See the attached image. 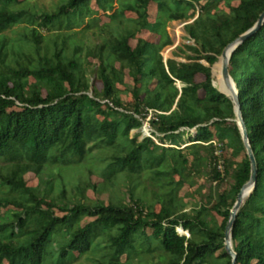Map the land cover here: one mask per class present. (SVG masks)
<instances>
[{
	"label": "trees",
	"instance_id": "1",
	"mask_svg": "<svg viewBox=\"0 0 264 264\" xmlns=\"http://www.w3.org/2000/svg\"><path fill=\"white\" fill-rule=\"evenodd\" d=\"M18 2L0 0L1 5H6L0 11V159L9 164L6 175L0 173V184L18 194L11 200L0 199V213L10 206L17 209L12 212L14 221L10 222L11 212L0 215V264H42L52 234L70 218L78 223L83 216L97 220L70 234L63 257L68 251L80 256L90 251L96 226L103 225L119 230L118 237L111 240L117 258L132 249V237L139 230L152 229L153 237L162 242L171 256L169 264H232L225 248L226 231L237 198L251 179L252 168L248 155L241 162L236 161L246 148L235 122L234 104L217 88L215 70L225 49L256 27L264 14V0H224L229 12L220 9L221 0H136L129 11L138 15L137 27H148L158 41L140 38L133 47L135 31L128 37L112 35L97 49L90 50L87 62L89 58L99 61L94 73L103 85L102 91L92 86L87 68L77 60L79 48L69 59L66 45L59 48L55 44L52 56L41 57L43 38L39 30L50 32V27L63 17L89 8L92 2H96L99 11L113 13L114 18L115 1L109 10L107 0H69L58 11L36 17L33 23L38 26L31 29L30 36H24L23 46L25 49L34 44L39 58L24 54L22 49L14 68L7 62L10 43L2 34L19 25L26 15L9 10V4ZM152 3L160 13L155 23L148 22ZM188 9L193 10L191 16L187 15ZM190 18L193 22L185 27V32L194 45H180L172 58L165 59L163 51L174 44L166 30L167 23ZM178 57H184L185 62H178ZM124 70L133 80L132 86H126L133 99L127 104L118 88L125 86ZM230 75L238 87L259 167L256 188L242 207L234 228L233 246L238 264H264V26L233 54ZM199 77L204 80L199 82ZM150 111L154 114L149 123L153 136L162 146L152 138L140 141V135L130 136L133 130L144 127ZM183 130H196L188 143L184 142ZM119 138L126 141L122 146L124 154L112 158L121 166L119 171L138 170L148 156L155 158L158 166L167 164L169 170L160 173L163 177L167 174L170 178L171 171L180 175L179 182L171 181L169 186L177 183L181 189L190 177L207 176L213 191L206 205L193 215L164 207L151 212L131 196L132 205L124 208L111 203L97 208L76 205L65 208L67 215L60 218L54 212L57 204L38 198L25 181L24 175L29 171L36 169L39 175L46 165H71L68 157L82 163L94 147H110L121 141ZM167 144L171 146L166 147ZM217 145L219 149H229L231 158L220 160L215 154ZM213 213L223 219L220 225L212 219ZM29 217H34L33 224H29ZM8 227L12 228V237L2 239ZM179 228L189 237L180 236ZM218 252L222 254L215 258Z\"/></svg>",
	"mask_w": 264,
	"mask_h": 264
},
{
	"label": "rangeland",
	"instance_id": "2",
	"mask_svg": "<svg viewBox=\"0 0 264 264\" xmlns=\"http://www.w3.org/2000/svg\"><path fill=\"white\" fill-rule=\"evenodd\" d=\"M69 0H19L18 4H9L10 11L25 12L26 15L19 25L6 31L2 34L10 43L8 63L12 67H17V60L22 49H24V36L31 35V29L35 26V18L43 16L44 14H52L59 10V8L68 3ZM107 9L111 10L115 1L116 16L111 18L113 13L106 14L99 11L96 2H92L88 7H83L80 10L70 13L63 17L50 27V32L40 29L39 33L42 35V42L40 47V56H52L55 50V44L59 48L66 45L65 55L69 59H73V53L77 48L81 50V54L77 57L84 69L87 68V76L92 82V86L96 87L98 91H102L103 85L97 81L95 71L99 66V61L94 58H89L87 62L89 51L97 49L98 46L109 40L112 35L117 37H128L136 31L135 37L131 40V45L136 46L138 39L158 41L154 33L145 26L139 25L137 27L138 15L129 11L130 5H135L136 0H107ZM203 4L205 2H202ZM238 3H234L237 6ZM6 5L0 3V11ZM220 9L229 12L224 5V0L219 4ZM185 10V7H182ZM97 15H94L96 14ZM193 10H187V15L191 16ZM199 16L196 11L195 18ZM160 17L158 6L152 3L149 8L148 22L155 23ZM193 19L168 22L166 30L169 33L173 46L166 48L163 55L166 59L172 58L173 51L180 45H194L189 41V36L182 28L186 24H191ZM180 32L182 37L179 43L176 41V34ZM26 46L24 54L38 59L36 47ZM22 54V53H21ZM20 54V55H21ZM25 60V59H24ZM178 62H185L184 57L176 58ZM21 62V61H20ZM24 62V61H22ZM21 62V63H22ZM26 62V60H25ZM204 63V62H203ZM120 68L119 64L116 65ZM122 81L125 86L119 85L120 97L124 104L132 102V95L126 86H132L133 80L129 77L127 70L122 72ZM217 78V76H216ZM203 77H199L198 81L202 82ZM31 82L33 80L31 79ZM218 88V87H217ZM92 95V94H91ZM93 96V95H92ZM98 120L100 117L97 118ZM237 121V119H236ZM235 121V122H236ZM147 120L144 127L140 130H133L131 138L140 135V141L148 138V133L153 129L149 126ZM215 133V129H212ZM185 132L184 142L188 143L191 137L195 136V130H183ZM164 138V136H161ZM115 145H99L94 147L91 154L86 159L79 163L77 158L68 157L71 165L65 166L61 163L56 166L46 165L42 174L39 175L34 171L27 172L24 177L27 185L34 190V193L41 200L46 202L54 201L57 207L54 209L57 217L63 218L67 215L65 208H73L76 205H85L89 208H97L101 205H109L110 203L118 207H126L132 205L130 203L131 196L139 200L141 204L151 212H159L162 207L170 208L172 210L184 211V213L194 214L195 210L201 206L206 205L208 197L212 189L211 179L207 176L190 177L188 181L178 189V184L168 185L169 182H179L180 175L178 173L170 172V178L163 177L160 173L167 172L169 167L167 164L158 166L157 161L153 157H148L142 161V167L138 170H131V168L119 171L121 166L114 163L112 158L124 154L123 144L126 143L123 138H119ZM157 145L162 146L161 141H154ZM219 143V142H218ZM120 144V145H119ZM92 146V145H89ZM171 145H166L170 147ZM215 152L220 160L222 158H231V151L223 148L219 149L217 145ZM186 145L183 147L185 148ZM247 151L242 153L237 162H241ZM55 156L53 155V158ZM113 162V163H112ZM222 163V161H221ZM8 163L0 159V173L6 175ZM230 184V183H229ZM228 184H226V187ZM11 189L3 187L0 184V199L3 198H17V193H11ZM11 200V199H10ZM17 209L13 206L3 208L0 215L10 213V222L14 221V213ZM212 219L217 225H220L222 218L215 213L212 214ZM29 224H33L34 217H29ZM96 217L83 216L80 221L76 223L74 219H69L64 227L54 232L51 236L50 244L48 246L47 255L42 264H108L112 261H118L120 264H169L171 256L168 254L162 242L153 237L152 229L139 230L132 237L133 247L127 250L122 257L115 256V250L111 246L112 238L119 235L118 228H106L103 225L96 226L97 229L93 238L91 239L92 247L90 251L83 255L76 252L68 251L63 257V251L70 240L71 233L76 228H84L89 224L95 223ZM17 228V232H18ZM184 236L189 237L188 232L182 228L177 230ZM12 228L8 227L1 235L2 239H9L12 236ZM180 235V234H179ZM182 236V235H180ZM17 241V240H16ZM222 252H218L215 258L219 257ZM8 264V262H4ZM216 264H223L217 262Z\"/></svg>",
	"mask_w": 264,
	"mask_h": 264
},
{
	"label": "water",
	"instance_id": "3",
	"mask_svg": "<svg viewBox=\"0 0 264 264\" xmlns=\"http://www.w3.org/2000/svg\"><path fill=\"white\" fill-rule=\"evenodd\" d=\"M264 26V14L260 18L258 24L254 29L249 31L247 34L244 36L240 37L238 40L230 44L224 51L222 57L220 59H223V66H222V77L228 87V90L231 92V95H226L224 93H221L226 95L234 104L235 107V114L237 118V124L238 127L241 130V134L243 137V142L247 151V155L250 159L251 162V168H252V176L250 181L243 187L241 190L238 198H237V203L232 211L231 219L229 221L227 231H226V237H225V248L227 253L230 255L232 258V264H238V255L234 250L233 246V232L234 228L236 225V222L238 220L239 213L244 206L246 200L252 195L256 188L257 184V176H258V163L256 160V156L254 154V150L252 149V146L250 144V136H249V131L246 126L243 113H242V108H241V103H240V98H239V91L237 84L233 80V78L230 75V62L232 59L233 54L236 52V50L243 44L245 43L248 39H250L252 36H254L256 33H258L261 28ZM166 59V58H165ZM216 66V65H215ZM214 66V67H215ZM214 70V68H213ZM216 86V85H215ZM180 88V85H179ZM247 197V199H246ZM189 235V233H188Z\"/></svg>",
	"mask_w": 264,
	"mask_h": 264
},
{
	"label": "bare ground",
	"instance_id": "4",
	"mask_svg": "<svg viewBox=\"0 0 264 264\" xmlns=\"http://www.w3.org/2000/svg\"><path fill=\"white\" fill-rule=\"evenodd\" d=\"M181 33L177 32L176 34V41L179 42L181 40ZM222 66H223V59H220L218 62V68L215 70V74L217 76V87L218 89L226 94V95H231V92L228 90V87L222 77ZM247 199V197H246ZM180 235H183L182 233L179 232Z\"/></svg>",
	"mask_w": 264,
	"mask_h": 264
},
{
	"label": "built area",
	"instance_id": "5",
	"mask_svg": "<svg viewBox=\"0 0 264 264\" xmlns=\"http://www.w3.org/2000/svg\"><path fill=\"white\" fill-rule=\"evenodd\" d=\"M188 24H186V25H184L182 28H185L186 26H187ZM191 42V41H190ZM179 43V42H178ZM193 43V42H192ZM107 103H109V102H107ZM111 106H113L111 103H109ZM153 117H154V114H153V111H150V113H149V115H148V118H147V120L149 121L148 123H150V121L153 119ZM146 120V121H147ZM149 126H150V124H149ZM151 127V126H150ZM196 131V130H195ZM152 134H150V133H148L147 132V134H148V138H152L154 141H156V138L153 136V133H154V131H152L151 132Z\"/></svg>",
	"mask_w": 264,
	"mask_h": 264
}]
</instances>
